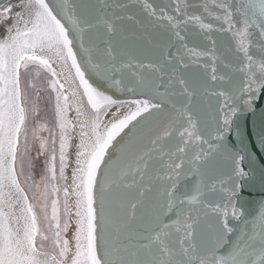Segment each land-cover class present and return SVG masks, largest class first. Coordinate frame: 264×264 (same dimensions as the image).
Segmentation results:
<instances>
[{
	"label": "snow or ice",
	"instance_id": "6c2138e0",
	"mask_svg": "<svg viewBox=\"0 0 264 264\" xmlns=\"http://www.w3.org/2000/svg\"><path fill=\"white\" fill-rule=\"evenodd\" d=\"M0 264H264V0H0Z\"/></svg>",
	"mask_w": 264,
	"mask_h": 264
},
{
	"label": "water",
	"instance_id": "95a60500",
	"mask_svg": "<svg viewBox=\"0 0 264 264\" xmlns=\"http://www.w3.org/2000/svg\"><path fill=\"white\" fill-rule=\"evenodd\" d=\"M5 2H9V0H5ZM10 2H15V0H10ZM121 99H128L129 97L127 95L120 96Z\"/></svg>",
	"mask_w": 264,
	"mask_h": 264
}]
</instances>
